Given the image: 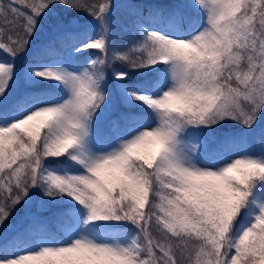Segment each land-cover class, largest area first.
<instances>
[{
  "label": "snow or ice",
  "instance_id": "6c2138e0",
  "mask_svg": "<svg viewBox=\"0 0 264 264\" xmlns=\"http://www.w3.org/2000/svg\"><path fill=\"white\" fill-rule=\"evenodd\" d=\"M0 52V264H264V0H0Z\"/></svg>",
  "mask_w": 264,
  "mask_h": 264
},
{
  "label": "trees",
  "instance_id": "16d2710c",
  "mask_svg": "<svg viewBox=\"0 0 264 264\" xmlns=\"http://www.w3.org/2000/svg\"><path fill=\"white\" fill-rule=\"evenodd\" d=\"M90 2H94V0H90ZM171 2V0H169ZM85 19H91L86 14L83 16H80L79 14H73V17L71 19V25H72V31L75 34L77 40H84L88 37L96 35V28L97 26L92 23L91 20L86 21L85 23L79 24V20H85ZM190 24L188 22H185L184 29L188 30L190 28ZM111 46L109 49L108 55H111L113 51H127L130 45V41L134 39V37L131 36L129 32L123 31V29L117 25L114 29H111ZM135 39H140L139 36L135 37ZM103 56V53H101L99 50L91 49L87 50L85 52V58L86 59H94L96 56ZM9 57L4 54L3 52H0V61H6ZM18 64L23 63V61H18ZM119 67V63L116 65ZM108 127V121H105V128ZM254 147L257 149V151L260 149L261 145L258 142H254ZM142 153V152H141ZM144 154V153H142ZM54 212V208L48 207L43 210H40L38 214L41 217L49 218L52 216ZM19 218H14L13 222L15 223L16 220ZM55 231V229H54Z\"/></svg>",
  "mask_w": 264,
  "mask_h": 264
},
{
  "label": "rangeland",
  "instance_id": "374dc122",
  "mask_svg": "<svg viewBox=\"0 0 264 264\" xmlns=\"http://www.w3.org/2000/svg\"><path fill=\"white\" fill-rule=\"evenodd\" d=\"M89 20H91V19H85V20H79L78 22H79V24H82V23H85L86 21H89ZM92 37V36H91ZM88 38H90V37H88ZM87 38V39H88ZM156 145L155 144H147V145H145V146H143L141 149H140V151L142 152V153H144V154H146V155H151L155 150H156ZM257 148V147H256Z\"/></svg>",
  "mask_w": 264,
  "mask_h": 264
}]
</instances>
